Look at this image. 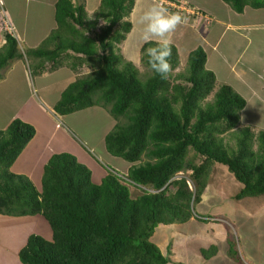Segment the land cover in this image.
<instances>
[{
  "label": "trees",
  "instance_id": "16d2710c",
  "mask_svg": "<svg viewBox=\"0 0 264 264\" xmlns=\"http://www.w3.org/2000/svg\"><path fill=\"white\" fill-rule=\"evenodd\" d=\"M136 1L100 0L95 17L105 22L98 30L94 23H86L89 12L84 4L58 0L57 27L27 52L21 51L15 35L4 30L0 78L11 60L24 54L56 59L67 44L93 67L62 92L53 109L65 115L95 105L108 108L118 122L106 134L105 147L132 163L126 183L112 170L96 183L92 170L75 154L54 153L44 166L39 190L26 174L11 169L36 135V127L15 117L0 129V214H41L52 231L51 239L29 234L19 251L23 264H169L170 251L166 254L153 240L155 230L193 217L192 205L200 200L215 163L226 165L242 183L236 199L264 195V128L255 132L249 125L240 126L247 99L206 68L203 46L189 53L185 72L172 76L180 59L171 43L166 78L152 70L144 82L137 66L115 51L132 29L127 18ZM224 1L237 12L247 6L264 8V0ZM154 43H144L141 49L147 65L144 50ZM122 116L127 123H121ZM239 126L232 136L236 144H225L220 136ZM191 148L195 154L188 158ZM144 154L147 161H141ZM196 156L203 158L200 163ZM187 170H192L194 190L186 177L173 179ZM128 183L143 193L133 197ZM216 248L200 252L213 258Z\"/></svg>",
  "mask_w": 264,
  "mask_h": 264
},
{
  "label": "rangeland",
  "instance_id": "374dc122",
  "mask_svg": "<svg viewBox=\"0 0 264 264\" xmlns=\"http://www.w3.org/2000/svg\"><path fill=\"white\" fill-rule=\"evenodd\" d=\"M19 1L22 2L23 0ZM54 1L55 0H52L51 3ZM74 1L76 4H84L86 6L89 12L86 23L92 22L96 25L95 28L100 30V27L105 22V19H98L95 17L100 0ZM163 1L166 2L168 0H137L133 12L128 17V19L132 21V29L126 34V39L121 44L115 46V51L117 53L122 54L126 60L132 61L137 66L139 71L138 78L142 82L148 79L153 71L150 66L143 61V53L141 50V43L143 42L140 40V32L143 25L139 23V17L149 6L155 3H162ZM9 2H12V0H6V5H8ZM36 2L37 0H27L24 3L25 6H30V12L32 14L37 13L39 10V6H34ZM206 2V4H210L218 14L221 15L224 13L226 7L224 0H221V2L220 0H206ZM169 11L173 12V10L170 9ZM23 22L24 20H22V23ZM34 22L35 25H39L38 20L34 19ZM191 22L190 20L189 22L186 21L185 25H177L175 31L170 33V40L173 41L171 43L175 44L174 40L177 37L175 33H177V31H182L186 35L184 39L189 42L192 32ZM14 25L17 26L16 32L19 34L18 25L16 23ZM218 26L219 24H214L212 32H214ZM212 35H214V33ZM191 38V44H197V42L201 43L202 38L198 37L197 33ZM193 46L194 45H190V48ZM223 47L224 46H222L221 49H223ZM27 51L28 48L23 44V52ZM187 51L188 47H181V56L179 52L180 63L176 69L171 71L172 76H175L178 72L186 71L188 61V55H186ZM64 54L70 59L59 61V63H63L64 67L59 69V71L54 74V77L50 69L58 68L55 57L43 58L37 62L32 60L31 64H27L31 79H28L27 87H25L23 83H20L18 87L19 96L16 100H11L10 102L6 99V96L11 94V81L5 79V82L0 83V100L4 98V102L0 109L2 114L0 119L4 120L8 118L11 111L16 108L15 103L23 100L27 92L29 93V91H31L37 98L44 102L43 100L45 99L43 96L46 92L50 91L47 93L49 97H59L71 83L86 76L92 71L88 63L82 62V58H80L81 61L77 59V54L73 48H68V44L64 49ZM28 56H25V54L23 55L25 61ZM31 57L32 59L35 58L33 55H31ZM14 61H16V59L10 61L8 65L3 68V75L6 73V76H9L8 71L11 70ZM40 65H46L50 68L48 69V79H39L37 77ZM218 70L220 76H222L223 71H225L224 67ZM58 74L69 79H63L65 83L59 85L57 79H53L56 78ZM70 77H74V79H70ZM47 87H49L48 91ZM211 99L212 96L206 99V101ZM45 102L47 101L45 100ZM251 105L252 107L250 108L256 111L253 112L250 109L248 110L249 113H244L242 111L240 126L244 127L249 125L255 132H258L259 129H261L260 127H264V125L260 123L264 122V110H259L258 108L260 106L253 107V102H251ZM53 114L56 115L57 121L69 132L73 133L85 147L87 146L94 154L99 156L101 159L100 163L106 169L108 168L110 171L117 170V172L121 174L126 173L124 174L126 178H123L122 181L124 183L127 182V173L129 169L127 167L128 164L125 163L128 161L108 152L103 141L105 133L111 131L118 122L108 108L94 106L65 115L58 114L56 111ZM120 121L122 124H125L128 119L122 116ZM240 126L220 136L225 144H236V140L232 136L238 132ZM194 154L195 151L191 148L187 157H194ZM148 159L147 155L144 154L141 161H147ZM202 159V157L196 156L197 163H200ZM122 165L125 166L123 169L121 168ZM177 176L178 178L186 177L188 179L189 188L192 190L195 189L194 179H192V170L182 171ZM127 185L133 197L143 193L142 188H140V190L133 184L128 183ZM242 186V183L237 180L226 165L215 163L212 166L208 182L203 189L204 192L200 200L192 205L193 217L184 224L158 226L155 230L153 240L161 245L162 250L166 251V254L168 250L170 251L172 258L169 264H244V262L249 264H264V195L236 199L235 195L240 191ZM40 216V219L46 221V224H48L47 220L41 214ZM29 219L30 218L24 219V224L17 219L11 220L13 221L11 225L7 222H0V236L3 242L17 238L19 246L22 245L23 242L25 243L27 239L26 236L31 233H39L46 238H51V228L49 224L45 227L47 230L44 233L42 232L44 227L42 223L40 227H38L39 230L41 229L40 231L36 229V231L31 232V230L35 228L34 223H28ZM25 220L27 222H25ZM212 246L217 247L215 254L217 257L204 258L200 249L206 248V250L211 251ZM7 249V243L0 249V264H12L13 262L8 256L13 253H8ZM225 252L231 255V257L225 255L223 263L221 254H226ZM232 260H236V262L234 263Z\"/></svg>",
  "mask_w": 264,
  "mask_h": 264
},
{
  "label": "crops",
  "instance_id": "0c3cea01",
  "mask_svg": "<svg viewBox=\"0 0 264 264\" xmlns=\"http://www.w3.org/2000/svg\"><path fill=\"white\" fill-rule=\"evenodd\" d=\"M26 1L27 0H23L22 2L19 0H12V2H9L8 5H6V0H4L6 9L11 14L14 24L16 23L18 25L19 34L17 32L16 34L20 47L23 48L24 44L28 49H31L38 47L57 27L55 11L58 0H55L52 3V0H37L34 6H39V10L37 13L33 14L30 12V6H25L24 3ZM206 3V0H188V4H181L178 11H175L186 21H192V32L189 42L184 39L186 35L182 31H177V33H175L177 37L174 40V43L177 48H179L178 51L180 52V56L181 47H188L186 55H189L190 51L197 46H203L207 52L206 68L214 71L218 82L231 84L246 97L247 104L242 111L244 113L248 112L249 109L253 112L256 111L250 108L252 107L251 102L254 104L253 107L260 106L258 109L264 110V8L247 6L243 12H237L225 2L226 7L224 13L220 15L214 11L215 9L211 7L210 4L207 5ZM34 19L39 21L38 26L35 25ZM22 20H24L23 23ZM216 23L219 24V26L214 32H212L214 24ZM182 24L185 25V23ZM15 27L17 26L15 25ZM196 33L198 34V37L202 38L201 43L197 42V44H191V37H194ZM213 33L214 35H212ZM5 42V31L0 24V47H2ZM143 43H141V46ZM190 45L194 46L190 48ZM222 46H224L223 49H221ZM77 56V59L81 58L80 55L77 54ZM42 59V57L36 56L34 59H32L31 56H28L26 61L24 58H16L11 70L8 71L9 76H6V73L3 75V69L1 70L2 75L0 83L5 82V79L11 81V94L7 95L6 99L10 102L11 100H16L19 96L18 87L20 83H23L24 86L27 87L28 79H31L27 64H31L32 60L37 62ZM63 59L68 60L70 58L67 57L64 52L61 53L56 58L58 68L50 69L46 65H40L37 77L39 79H48V69H50L54 77V74L64 67L63 63H59V61H62ZM223 67L225 71H223L222 76H220L218 69ZM91 69H93V67H91ZM53 79H57V83L61 85L65 83L63 82V79L69 78H65L58 74L56 78ZM70 79H74V77H70ZM48 90L49 87H47V91ZM48 92L43 96L47 102H45V100L42 102L31 91H29V93L27 92L23 100L15 103L16 108L11 111L8 118H5L4 120L0 119V129L6 128L15 117L28 121L36 127V135L13 163L11 167L12 171L26 174L37 188L41 190L44 166L49 158L54 153L70 152L75 154L81 162L85 163L92 170L93 181L100 183L108 174V168L106 169L100 163L101 159L99 156L94 154L87 146L85 147L73 133L69 132L60 124V122L57 121L56 115L53 114L55 113L53 107L61 96H55L54 98L49 97L47 95ZM3 102L4 98L0 100V109ZM1 116L2 114L0 112V118ZM260 123L264 125V122ZM106 134L107 133L104 135L103 141L105 140ZM125 164H128L127 167L129 169L131 163L127 162ZM124 167V165L121 166L122 169ZM40 217V214L29 216H10L0 214V222H7L11 225L13 223L11 220L17 219L24 224L23 220L30 218L28 223H34L35 228L34 230H31V232L36 231L42 223L44 226H42V232L44 233L47 230L45 227L48 226V224H46V221L41 220ZM25 222L27 221L25 220ZM28 236L26 237L28 238ZM26 241L18 246L17 238L3 242V239L0 236V249H2L3 245L7 243L8 253H13L8 255L13 261L12 264H23L19 259V251L26 244ZM225 253L226 254L223 255L221 254L223 263L225 255L231 257L227 252ZM232 262L235 263L236 260H232ZM244 264L249 263L244 262Z\"/></svg>",
  "mask_w": 264,
  "mask_h": 264
},
{
  "label": "clouds",
  "instance_id": "9594fccd",
  "mask_svg": "<svg viewBox=\"0 0 264 264\" xmlns=\"http://www.w3.org/2000/svg\"><path fill=\"white\" fill-rule=\"evenodd\" d=\"M167 3L174 10V8H179L181 4L183 5L188 4V0H178V3L173 2L171 0H168L166 2L163 1L162 3H155L149 6L145 11H143L139 17V23L143 25L141 32H140V40L144 43H149L154 38H156L155 43L152 46H149L148 48L144 50V54L148 58L147 62L150 68L156 74L160 75L161 78H166L167 73L170 70V64L168 62V58L171 55V46H170L171 40L169 38V34L175 30L177 25L186 22V20L182 18L179 13L170 12L169 9L165 7L166 5H168ZM14 28L15 29H14L13 35H15V37L17 38L15 25H14ZM121 43H118V44H121ZM20 49L21 51H23V48L20 47ZM113 172L117 173L122 178H126L124 176V174L126 173L121 174L117 172L116 170H114ZM177 175L173 179H179Z\"/></svg>",
  "mask_w": 264,
  "mask_h": 264
},
{
  "label": "built area",
  "instance_id": "2783aa9c",
  "mask_svg": "<svg viewBox=\"0 0 264 264\" xmlns=\"http://www.w3.org/2000/svg\"><path fill=\"white\" fill-rule=\"evenodd\" d=\"M0 20L3 26V29L9 33L14 34V25L12 23L9 12L5 7L4 0H0Z\"/></svg>",
  "mask_w": 264,
  "mask_h": 264
}]
</instances>
